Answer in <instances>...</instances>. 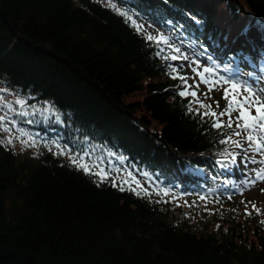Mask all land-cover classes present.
I'll list each match as a JSON object with an SVG mask.
<instances>
[{
	"label": "trees",
	"instance_id": "obj_1",
	"mask_svg": "<svg viewBox=\"0 0 264 264\" xmlns=\"http://www.w3.org/2000/svg\"><path fill=\"white\" fill-rule=\"evenodd\" d=\"M116 1L198 49L204 41L231 55L247 29L244 54L264 52V0ZM161 50L98 0H0V79L50 100L72 134L123 155L124 168L182 191L138 196L47 148L21 155L0 143V264H264V201L195 190L229 175L219 157L230 154L235 126L188 110L199 105L179 95L169 65L182 70ZM207 92L197 96L214 111ZM197 194L214 205L177 202ZM202 206L216 207L203 221Z\"/></svg>",
	"mask_w": 264,
	"mask_h": 264
},
{
	"label": "rangeland",
	"instance_id": "obj_2",
	"mask_svg": "<svg viewBox=\"0 0 264 264\" xmlns=\"http://www.w3.org/2000/svg\"><path fill=\"white\" fill-rule=\"evenodd\" d=\"M98 1L105 5H109L110 3L115 4L117 8L123 9V7L119 3H117L116 0H98ZM128 12L129 15L132 16L133 20H135L136 24H142L144 28H146L147 31L152 33L154 36L157 33H162L164 36L170 38L169 43L172 45L171 48L164 45L163 43L159 45V47L168 54V57H170L171 55H180V54H183V56L188 57L187 60L178 59L173 61L170 58L168 60L174 64H177L180 67V69L182 70L181 71L182 76L188 78L187 82H189L188 83L189 85H192L194 81L195 83H199L200 86L197 93L199 91L207 90L208 85L200 83V78L197 75V71H194L193 69H197L198 71H203V69L206 67H213L215 76L219 77L221 75L227 76L229 74L228 70L232 69V67L236 65L234 63H226L225 59H223L221 55L217 53L215 54V52H214L215 56L210 55L209 54L210 50L209 49L208 51L205 50V44H201L202 41L199 43L198 45L199 49H198L194 46L196 45V43L191 42V44H189L186 40H183L181 39V37L176 35L174 30H172L173 29L172 27H170L172 29H167L164 25L151 21L147 19L144 15L135 14L134 11H128ZM177 47H179L180 53L175 52V48ZM233 56H236V54ZM245 56L250 58V54H247ZM209 57H211V60H209ZM194 61H198V64L194 63ZM242 61L239 63V65L242 64ZM256 64L258 65V67L256 68L254 67H252V69H250L249 67H247L248 69L244 68L243 75H245L246 78L248 74L258 77L259 79L254 84V86L264 88V81L262 80L264 78V74L261 75V73H264V56L259 57ZM205 75L206 77L211 78L210 74L206 73ZM225 88H229V85L224 84V85L215 86L211 91V94L216 95V100L217 103L219 104V107H216V109H214V111L217 112V115H219V113L227 107V100L224 99ZM229 91H230V96H229L230 99L231 98L230 88ZM0 98H2L4 101L13 102V106L17 109V111L20 110V106L14 103L16 99L26 100V103L28 105L27 111L30 113L29 116L18 117L16 116L15 113H12L11 115L14 119H18L19 121H21V123L18 125L19 127L26 129L28 133L33 134L35 136L36 143L35 146H32L31 144L24 145L22 143V140L26 139L27 137H22L20 139H13L11 144L6 142L3 143L5 146L13 149L15 152L21 155H36L40 148H47L54 155L60 156L66 160H69V155L84 156L85 161H87L90 165H94V167L92 168L93 172H97L103 169L104 171L110 173L108 178L111 179H113V177L126 178L129 179L131 185L135 187H137L136 181H138L139 185L147 190L154 192H158V191L162 192V190H166L167 193H170L169 195L174 194L176 196L179 192H181V190L176 187H170L159 182L158 180L155 179L153 175H150L149 173L132 171L129 168H124L123 165L127 164L125 157L121 154H117V152H115L112 149L104 150L101 145L103 143L99 142L100 143L99 144V143L84 141L87 139L85 138L82 139L77 134H72L70 128L67 126L66 120L64 119V112L58 110L51 103L50 100L45 99L44 101H41L39 99L36 100L34 99L31 101L30 100L31 96L21 95L20 92L11 89L1 79H0ZM32 106H35V108L40 109V111H37L35 114H31L33 110ZM213 107L214 105L212 104V108ZM45 108H50L53 109L54 111L44 113L43 109ZM217 108L218 111H216ZM0 114L3 113L0 112ZM252 114L255 115V109H252ZM237 115L238 112L232 113L234 126H235V117ZM225 118L226 120L229 119L228 116H225ZM27 120H32L33 123L29 124L24 122ZM8 135L9 133L7 132H0V140L5 139L6 137H8ZM236 140H241V142L245 145V150L247 149V143L243 141L242 136L237 137ZM56 144H59L60 148H57ZM234 148L236 149L234 151H236L237 153L234 154L235 159L237 158V155L241 157V153H244V148H239V147H234ZM60 149H65L66 154L64 155L57 154L59 153ZM234 151H232V153ZM85 153H88V155L85 156L84 155ZM116 156H118L119 161L115 159ZM246 158L249 160L250 156ZM259 160L260 159H258L257 161ZM121 161L122 162L124 161L123 165L119 163ZM244 161L247 160L245 159ZM245 164L247 166L245 170L248 173L252 172V174L254 173L253 172L254 169L262 167V165H264L260 163H252L251 161H247ZM129 173L131 174L130 177L128 176ZM248 179L251 178H247L246 180ZM242 182L243 181L237 184H233L232 182L226 183L225 186L219 188L214 186L218 184H214L213 186L210 187L209 191H212L216 195L222 193L223 195L227 196L228 193L230 194L232 192V190L235 191L237 188L236 186H238L240 188H243V191L241 193L249 194V196L251 197L264 201V191H262L264 190V180H262L261 182L257 181L259 183L256 182L254 185H250L248 187H243ZM187 191L188 190H186L185 192ZM202 191L207 193L206 191L208 190L202 189ZM177 202H183L184 204H191V205H194L197 202H201L202 204H205L204 206H206L207 204L214 205V201L209 199V197L207 198L205 194L191 195L188 197L178 196ZM204 206L200 207L199 210L197 211L198 213L197 217L201 218V221L205 220L206 218H210L212 216L211 211H213L214 208H216L215 206H213L210 210L209 208H206ZM201 209L205 211V216Z\"/></svg>",
	"mask_w": 264,
	"mask_h": 264
},
{
	"label": "snow or ice",
	"instance_id": "obj_3",
	"mask_svg": "<svg viewBox=\"0 0 264 264\" xmlns=\"http://www.w3.org/2000/svg\"><path fill=\"white\" fill-rule=\"evenodd\" d=\"M109 7L113 8L119 15H122L125 17L126 22H131L132 25L136 28L138 32H141L144 34V37L147 41L153 42L155 45L159 46L161 43L168 46L169 48L172 47V45L169 43V37L164 36L162 33H157L155 36L148 32L146 28L142 24H136L135 20H133L132 16L129 15V12L124 9L117 8L115 4H109ZM191 19L199 24L200 21L196 19V17H191ZM169 23H171L169 21ZM175 27V26H173ZM179 27H183V25H179ZM241 37L244 38V45L241 46V50H238V53L236 56L229 55L228 60L226 63H234L236 65H239L241 62V59L244 61H249L250 58L244 55V47L250 46L252 44L251 37L248 34V30L244 29L240 33H238L237 37L234 38L233 43L236 42V40L240 39ZM225 40L228 39V37H224ZM219 45H217L218 47ZM176 53H180L179 47L175 48ZM157 56H161L162 50L157 51L155 53ZM171 59L173 61L178 59H184L187 60L188 57L183 56V54L180 55H171L170 57H165V59ZM209 60H211V57H209ZM194 63L198 64V61H194ZM171 68V72L175 73L172 78L173 79H179L182 84V88L179 91V95L182 97L192 96L195 98V103L199 105L198 108L193 109L189 107V111H196L198 113L201 112V109H205L201 113V118L204 117H211L213 120L212 127L215 128H228L233 129V119H232V113L238 112V115L235 117V129L231 132V134L228 136V140L232 141L233 145L235 147L243 148L244 144L240 140H233L232 137H241L244 142L247 143V149L246 151H250L252 153H255L260 156V160L257 161L255 155L251 157L252 163H260L264 164V88H260L258 86H254V84L259 79L258 77L252 76L251 74H248L247 78L241 80L240 77L242 73L240 72L239 68L237 67L236 71L233 73H229L227 76L221 75L219 77L215 76L214 68L213 67H206L203 69V71H198L197 69H193L194 71H197V75L200 78V83H203L205 85H208V92L205 93V97L208 98L209 94L211 93L213 87L219 86V85H229V88L231 89V98L229 88L224 89V99L227 100V107L217 115L216 112L212 111V105L211 104H205L198 96L197 91L199 90V83H194L192 85L188 84V78L185 76H182L179 74V68L173 67L169 65ZM210 74V77H206L205 74ZM251 81V82H250ZM16 105L20 106V110L17 111V109L13 106V102L10 101H4L2 98H0V112L3 114H0V132H7L9 133L8 137H6L3 140H0V143H9L11 144L13 139H20L22 137H27L26 139L22 140V143L24 145L31 144L32 146H35L36 139L33 134H30L27 132L26 129L19 127L18 125L21 123L18 119H14L12 117V113H15L18 117H27L30 115V113L27 111L28 105L26 103V100L23 99H16L14 102ZM217 107H219V104L217 103ZM32 113L35 114L37 111H40V109L35 108V106H32ZM252 109H255V115L252 114ZM50 111H54L50 108L43 109L44 113H48ZM228 116V121L225 123L223 120L220 119V117ZM26 123H33L32 120L24 121ZM243 134V135H242ZM227 141L222 140L221 143H226ZM57 148H60L59 144H56ZM60 155L66 154L65 149H60L59 153ZM85 156L88 155V153L84 154ZM70 163L75 166L79 170H83L86 174L96 175L99 177V180L103 182L104 180L108 179L110 173L104 171L101 169L100 171L93 172L92 168L94 165H90L87 161H85L84 156L79 155H69ZM233 162L235 161V158H232ZM254 179H248L242 182L243 187H248L250 185H254L258 180H264V167L259 169H254ZM128 176L130 177L131 174L129 173ZM117 180H119V184H117ZM137 188H134L131 186V182L129 179L126 178H119V177H113L112 179V186L113 187H119L120 191H133L136 195H150L148 193V190L143 188L139 185V182L136 181ZM127 185V189L126 186ZM164 191V194L167 195L166 190ZM240 191H243V188L240 189ZM264 191V190H262ZM231 198V197H229ZM247 208V205H246ZM253 208H255V205H253ZM257 212H259V209H256ZM251 213H249L250 215ZM264 223V221H262Z\"/></svg>",
	"mask_w": 264,
	"mask_h": 264
}]
</instances>
